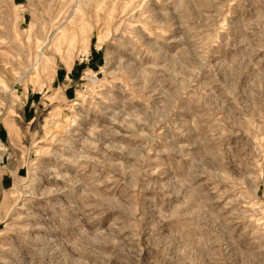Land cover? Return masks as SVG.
<instances>
[{"label":"rangeland","instance_id":"1","mask_svg":"<svg viewBox=\"0 0 264 264\" xmlns=\"http://www.w3.org/2000/svg\"><path fill=\"white\" fill-rule=\"evenodd\" d=\"M76 1L0 0V264H264V0Z\"/></svg>","mask_w":264,"mask_h":264},{"label":"bare ground","instance_id":"2","mask_svg":"<svg viewBox=\"0 0 264 264\" xmlns=\"http://www.w3.org/2000/svg\"><path fill=\"white\" fill-rule=\"evenodd\" d=\"M73 1V0H72ZM76 2H79V0H77ZM69 7V6H68ZM75 8V7H74ZM76 10V9H75ZM78 11V10H77ZM76 12V11H75ZM74 12V13H75ZM69 13V12H68ZM55 21V20H54ZM64 21V20H63ZM52 24V23H51ZM53 24H55V23H53ZM52 24V25H53ZM56 26H57V24H56ZM51 29V28H50ZM55 32H56V30L54 31V32H52L51 34H50V36H49V39H51V38H53V36L55 35ZM65 32V31H64ZM49 33V32H48ZM54 40V39H53ZM42 42V41H41ZM46 42V41H45ZM49 44V43H48ZM48 47V46H47ZM40 51H41V49H40ZM39 51V52H40ZM43 52V51H42ZM43 56V55H42ZM43 58H44V56H43ZM44 63V62H43ZM34 64V63H33ZM4 112V111H3Z\"/></svg>","mask_w":264,"mask_h":264},{"label":"crops","instance_id":"3","mask_svg":"<svg viewBox=\"0 0 264 264\" xmlns=\"http://www.w3.org/2000/svg\"><path fill=\"white\" fill-rule=\"evenodd\" d=\"M71 71H72V70H70V71H66L65 76H63V73H61V77L63 76L64 79H65V78H70V73H71Z\"/></svg>","mask_w":264,"mask_h":264}]
</instances>
